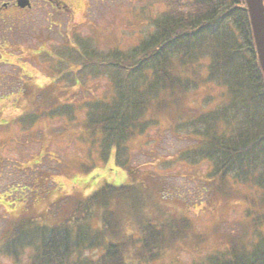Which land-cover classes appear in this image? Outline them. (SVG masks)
I'll list each match as a JSON object with an SVG mask.
<instances>
[{"label": "trees", "instance_id": "trees-1", "mask_svg": "<svg viewBox=\"0 0 264 264\" xmlns=\"http://www.w3.org/2000/svg\"><path fill=\"white\" fill-rule=\"evenodd\" d=\"M164 1L165 9L152 19L153 29L131 49L104 53L90 48L79 67L92 78L106 76L112 86L110 97L83 102L81 125L86 141L98 146L101 155L113 150L116 162L130 174L132 194L106 183L57 223L15 224L0 239V254L17 261L28 248L32 264H123L125 252L132 249L130 264H140L163 257L171 244L184 237L182 232L194 234L189 218L170 217L165 209L159 214V206L148 199L144 204V198L133 191L146 190L140 184L144 176L159 177L143 172V163L133 166L129 155L135 136L159 127V112L169 103L164 95L172 92L179 98V93L191 90L200 93L197 104L191 93L175 100V107L186 99L195 105L176 110L169 125L175 135L190 140L178 149L175 161L188 168L207 162V177L218 180L214 189L220 192L227 178L259 189L256 203L262 209L255 213L253 204L245 207L258 235L255 243L237 248L230 242L226 249L194 264H264V80L245 2ZM209 88L210 93H203ZM154 102L158 112L153 110ZM73 107L76 104L66 107L71 108L65 112L70 122L76 117ZM162 167L169 169L170 164ZM111 201L122 205L121 210L109 209ZM127 218L134 220L130 221L133 232L122 240L113 239L115 228ZM100 247L104 250L97 256L85 254Z\"/></svg>", "mask_w": 264, "mask_h": 264}, {"label": "rangeland", "instance_id": "rangeland-1", "mask_svg": "<svg viewBox=\"0 0 264 264\" xmlns=\"http://www.w3.org/2000/svg\"><path fill=\"white\" fill-rule=\"evenodd\" d=\"M96 5L89 15L83 10L77 14L88 29H35L36 41L18 45L24 54L33 58L30 63L36 69V77L34 74L30 84L26 81V73L20 76L17 93L23 91L25 95L19 99L11 97V101L6 102L12 104L11 109L0 114V232L8 230L14 222L31 219L29 217L48 222L46 212L50 217L65 214L79 200L99 191L106 183L129 189L132 194L133 186L128 182L130 174L116 162L113 150L102 157L98 146H87L86 133L81 126L83 106L72 108L77 114L72 122L67 121L65 114L71 111V108L66 109L69 102L110 97L113 93L111 84L105 76L86 78L87 70H79L80 64L69 59L63 62L68 67L62 72L57 69L63 67L58 63L57 52L71 49V54L82 60L85 53L80 46L88 50L93 47L91 50L95 51L129 50L152 30L149 18L161 11L164 3L162 0H99ZM87 16L92 19L91 23ZM22 40L26 41L23 37ZM39 51L43 56L50 51L51 57L44 60L38 55ZM88 64L92 65L90 59ZM1 68L7 69L6 66ZM178 68L174 67L175 70ZM5 74L7 78H16L12 72ZM189 91L183 95L179 93V98L191 93L197 104L200 93ZM164 97L169 103L159 112V127L153 126L145 134L135 136L134 142L129 144L132 165L143 163V172L158 175L159 180H148L144 176L145 182L140 184L146 190L137 188L133 191L144 198V204L148 199L155 208L159 206V214L165 209L170 217L189 218L194 234L182 232L184 237L166 249L162 261L150 264H194V260L201 261L216 250L226 249L230 242L237 243V248L251 246L258 235L252 225L253 219L246 217L245 207L250 203L255 213L262 211L256 203L260 199V190L227 178L224 179L225 188L220 192L214 189L218 180L207 177L210 170L207 162L193 168L176 162L178 149L190 140L175 135L169 125L176 110L183 112L195 103L186 99L175 107V100L179 98L174 93H166ZM2 100L0 98V102ZM63 105L66 107L59 108ZM152 107L158 112L156 102ZM164 163L170 164L169 169L162 167ZM117 203L111 201L108 208L121 210L122 205ZM130 221L134 220L127 218L123 225L116 227L112 238L122 240L132 233ZM127 252L125 264L130 261L133 250ZM99 253L100 249L87 252L91 257ZM31 258L32 250L22 252L17 263L0 254V264H30Z\"/></svg>", "mask_w": 264, "mask_h": 264}, {"label": "flooded vegetation", "instance_id": "flooded-vegetation-1", "mask_svg": "<svg viewBox=\"0 0 264 264\" xmlns=\"http://www.w3.org/2000/svg\"><path fill=\"white\" fill-rule=\"evenodd\" d=\"M96 0H0V51L15 29H86L77 14L91 10ZM85 18V15L83 16ZM2 63L13 64L10 59ZM0 67V91L10 83Z\"/></svg>", "mask_w": 264, "mask_h": 264}, {"label": "water", "instance_id": "water-1", "mask_svg": "<svg viewBox=\"0 0 264 264\" xmlns=\"http://www.w3.org/2000/svg\"><path fill=\"white\" fill-rule=\"evenodd\" d=\"M256 54L264 76V4L263 0H245Z\"/></svg>", "mask_w": 264, "mask_h": 264}]
</instances>
